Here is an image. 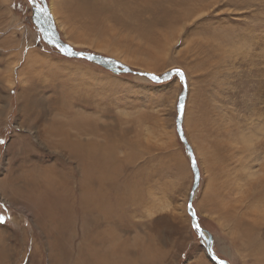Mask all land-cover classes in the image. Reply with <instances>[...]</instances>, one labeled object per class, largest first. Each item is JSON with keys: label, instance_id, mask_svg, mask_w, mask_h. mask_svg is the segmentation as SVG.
I'll use <instances>...</instances> for the list:
<instances>
[{"label": "rangeland", "instance_id": "1", "mask_svg": "<svg viewBox=\"0 0 264 264\" xmlns=\"http://www.w3.org/2000/svg\"><path fill=\"white\" fill-rule=\"evenodd\" d=\"M44 1L75 50L138 72L185 73L184 131L201 173L193 202L200 225L212 234L217 258L264 264V0H207L178 23L180 0H74L88 4L90 17L68 13L61 0ZM182 91L178 77L155 83L65 57L42 38L29 0H0V184L8 188L0 187V264H216L188 213L195 178L177 132ZM80 112L97 127L86 123L84 142L116 153L104 192L117 208L103 214L101 230L109 232L101 246L111 258L130 250L125 263L88 260L81 251L88 234L77 206L81 168L42 134L53 118ZM49 167L70 184L75 211L71 219L55 202L43 225L8 181L22 175L15 184L22 185L30 169ZM114 224L120 229L111 233Z\"/></svg>", "mask_w": 264, "mask_h": 264}, {"label": "bare ground", "instance_id": "2", "mask_svg": "<svg viewBox=\"0 0 264 264\" xmlns=\"http://www.w3.org/2000/svg\"><path fill=\"white\" fill-rule=\"evenodd\" d=\"M54 1L57 2V0H54ZM61 1L65 5H67L68 13H70V9H73V11H71V14L74 13V16H77L76 14H79L82 17H86V16L90 17V16H92V14L88 13L87 12L88 10H86V8L89 7L87 3L86 4H77L76 1H74V0H61ZM206 1L207 0H180L181 5L173 13V17H172L173 18V22L174 23H178L179 21L187 22L190 18H192V16H193L192 13L195 11L196 7L199 6V5H204ZM168 4H170V6H172L171 3H168ZM68 5H71V6H68ZM205 5L203 6V8H205ZM209 7H210V5H209ZM56 8H57L56 12H55L56 15H60L62 10L58 11V7H56ZM133 10H135V9H133ZM105 12H107V8H106ZM61 15H63V13H61ZM94 17L96 19H98L100 17V13L99 14H94ZM55 26H56V24H55ZM75 27H77V26H75ZM85 34H87V33H85ZM87 42L89 43V41H87ZM127 60H129V59H127ZM80 113H82V112H80ZM53 119H54V122H52L48 126V129H45L43 131V133H42L44 137H51V140L48 142L47 146L56 149L53 152L61 153V154L65 155L68 159L77 162V164L81 168V172L80 173L82 175L80 177L81 180L79 179L80 182L78 184L79 196L77 198L79 200V203H78L77 206H78V208H79V210H80V212L82 214V217H83V225L88 229V232H87L88 234L83 239V240L86 241V242H84V249L81 248V251L83 253H86V252L89 253V255H90V257H92V259H90V257H89L88 260H103L104 262L106 260H115L116 263L117 262L119 263L118 260H120V263H122V262H124V259H127V256H129L130 250L128 251V249H127V250L121 252V253H123L122 258L121 257L117 258L116 255H115V258H111V257H108L106 254L103 253V249H102L103 247L101 246L106 241V239L108 238V236L105 237V235H106L107 232H109L108 226H106V228L101 230V227L105 223L104 218H103V214L106 213V212H113L114 209L117 208V204L115 206H113V205H111L110 203L107 202L106 195H105V192H104L106 190V188H107V185H108V183L106 181L107 178H108L107 177L108 168H109L108 162H112V163L114 162L115 163L116 159L114 158L113 155H115L116 153H115V151L112 148L109 149L106 152L104 151L103 153H100V152H98L95 149V147L90 142H89V144H88L87 141L84 142V140L87 139V138H85L86 134L82 130L85 129L86 123L88 124V126H90V124L92 125V121H86V120H89V119L86 118L83 113L82 114L77 113V116L68 117L67 119L66 118L65 119L53 118ZM185 122H186V120H185ZM93 126L94 125H92L91 127H93ZM91 127H88V129L91 128ZM95 128H97V127H93L92 129H95ZM63 151H65L66 154ZM207 155H209V154H207ZM212 155H213V153H212ZM183 167H185V166L183 165ZM61 171H62V169H61ZM28 172L29 173H27V174H23L24 181H23L22 185H19V186L15 185L18 182V179L20 177H22V175H19V177L16 176L17 178L16 177H12L11 180L8 181L10 183H13L12 188L10 189V191H13V192L15 191L16 192V196L14 198L16 200H22L21 198H24L25 201L28 204L32 205L33 208L35 209L34 214L38 218V221L41 224H43V225H44V222H46L48 224L49 221H51V217H53V213H54V204H55V202H58L59 205H62L61 208L59 207L60 211L69 210V216H70V218L71 217L73 218L74 211H75V205H74L75 203L72 200L75 197V194H74L72 189L68 188V187H70V184L68 182H62L61 183L59 180H56V178L54 177V176L61 177L62 181H63L64 178H65L64 174L61 173V172L56 171L55 169H52V167H49V171H42V169L37 168V169H30ZM56 173H61V174L60 175H56ZM13 181H15V183ZM5 186H6V182H3V183L0 184V187H2V189L4 191L8 190V188L5 187ZM113 194L114 195H111V196L113 198L117 199L118 195L115 193V191H113ZM211 195H212V193H211ZM254 195H255V197H257L255 193H254ZM238 206H240V205H238ZM241 206H243L242 202H241ZM249 207H251V206H249ZM244 208H246V207H244ZM260 209H262V207H260ZM260 209H258V210L260 211ZM232 211H234V210H232ZM253 215L255 216L254 213H253ZM258 217H260V216L258 215ZM262 218L260 217V219H262ZM249 222H250V220H249ZM260 223H262V222H260ZM114 225L116 227L114 228L113 232H111V233H114L117 229H120V227H118L117 224H114ZM262 225H264V223H262ZM257 227H259V226H257ZM242 229H244V228H242ZM261 233H262V231H261ZM255 234H257V233L255 232ZM257 235H254V237L257 236ZM259 235H260V233H259ZM117 239H118V237H117ZM248 239L250 240V237ZM257 239H258V237H257ZM257 239H255V240H257ZM259 239H262V238L260 237ZM58 243H60V241ZM251 243L254 244V242H251ZM248 245H249V243H248ZM245 250H247V249H245ZM9 252L10 251H7L6 253L10 254ZM125 252H127V253H125ZM260 252H262V255H263L264 254V248L260 247ZM250 254H251V252H250ZM255 255H256V253H255ZM250 259H252V258H250ZM263 259H264V257L261 260H263ZM78 260H79V258H78ZM146 262H148V261H146Z\"/></svg>", "mask_w": 264, "mask_h": 264}, {"label": "water", "instance_id": "3", "mask_svg": "<svg viewBox=\"0 0 264 264\" xmlns=\"http://www.w3.org/2000/svg\"><path fill=\"white\" fill-rule=\"evenodd\" d=\"M29 1L33 6L34 24L38 28L42 38L47 44L59 50V52L63 56L71 58V59L86 60L90 63L101 66L105 68L106 70L112 73H115V74H134L137 76L148 78L155 83H164V82L171 80L174 77L180 78V80L183 83V91L181 93L178 106H177V110H178V116L176 120L177 132H178V135L182 143L184 144L187 150L188 156L191 161L193 173H194V178H195L194 186H193L192 192L189 197L188 213L191 217L193 227L196 229L199 236L203 238L206 242L205 246H206L209 257L212 259L214 263L220 264V261H224V260L217 258L216 255L214 254V251L212 250V234L208 230L202 228L198 220L196 210L193 206L195 195H196V192L199 188L200 181H201V173H200V169H199L193 148L191 147L188 141V138L185 135V131H184V112H185L186 101L188 98V84H187V78H186L185 73L180 70V73L183 74L181 76L180 74L177 73L176 70H174V71L167 72L162 76H158V75L151 74V73L138 72V71H135L123 65L122 63L112 58H108V57H105L99 54L77 51L61 39L60 34L57 31V28L55 26V23L52 18L47 2L44 0H41V4H40L37 0H34V2L33 0H29ZM153 77H156L157 79H153ZM224 262L225 264H228L226 261Z\"/></svg>", "mask_w": 264, "mask_h": 264}, {"label": "snow or ice", "instance_id": "4", "mask_svg": "<svg viewBox=\"0 0 264 264\" xmlns=\"http://www.w3.org/2000/svg\"><path fill=\"white\" fill-rule=\"evenodd\" d=\"M33 2H34V0H33ZM176 71H177V73L180 74L181 76L183 75L182 73H180V70H179V69H177ZM153 79H157V78H156V77H153ZM220 264H225V262H224V261H220Z\"/></svg>", "mask_w": 264, "mask_h": 264}]
</instances>
